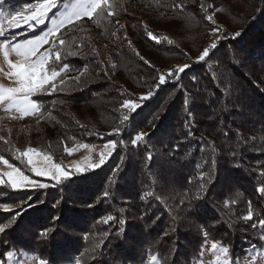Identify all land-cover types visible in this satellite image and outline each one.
<instances>
[{
  "label": "trees",
  "instance_id": "obj_1",
  "mask_svg": "<svg viewBox=\"0 0 264 264\" xmlns=\"http://www.w3.org/2000/svg\"><path fill=\"white\" fill-rule=\"evenodd\" d=\"M70 1L58 3L62 7ZM38 2L43 0H5L3 7L14 15ZM109 3L118 6L119 16L84 18L75 28L68 27L65 45L57 41L58 49L77 51L76 57L64 61L70 65L66 90L32 96L40 108L28 127L20 133H0V155L9 163L32 178L25 158L16 159L29 147L64 165L72 157L65 147L119 141L113 130L120 126L121 112L126 111L120 108L121 92L138 99L156 85L159 73L186 63L192 67L180 82L161 86L133 113V127L128 131L134 128L150 134L139 148L132 147L125 134L124 143H118L102 168L90 171L87 178L76 174L66 186L52 187L55 182L48 179L47 189L13 190L1 184L0 203H8L12 212L0 209V223L22 211L18 206L28 196L34 207L24 204L14 229L0 235V259L12 251L49 264H145L150 256L158 264H196L205 232L207 242L229 248L232 260L244 257L254 245L263 248L259 237L264 229L259 221L264 219V0ZM181 4L185 7L178 9L176 5ZM206 14L226 30L225 36L244 32L235 40H222L207 63H194L212 32ZM121 24L123 29H119ZM17 32L23 39L41 31ZM114 32L118 34L114 36ZM234 59L243 66L233 63ZM80 72L84 75L77 87L70 78ZM149 150L153 152L151 161L147 159ZM118 164L119 171L113 172ZM198 164L202 165L199 169ZM200 172L206 174L204 181L199 179ZM209 176L211 184H207ZM202 182L207 191L197 200ZM105 189L108 197L103 196ZM148 192L154 195L148 196ZM249 212L252 219L246 221L243 217ZM108 215L114 221L99 222ZM121 219L126 221L124 225L119 223ZM47 228L53 232L45 239L39 233ZM105 231L110 236L96 248Z\"/></svg>",
  "mask_w": 264,
  "mask_h": 264
},
{
  "label": "snow or ice",
  "instance_id": "obj_2",
  "mask_svg": "<svg viewBox=\"0 0 264 264\" xmlns=\"http://www.w3.org/2000/svg\"><path fill=\"white\" fill-rule=\"evenodd\" d=\"M5 0H0V6L3 5ZM118 7V6H116ZM116 7L113 4L109 3V0H75L70 6L65 4L63 9L58 3V0H43V2H38L35 7H28L27 14L23 11H17L14 15L9 13L10 19L7 22V29L0 25V41L3 42L2 46L4 49L5 59L8 60L9 72L5 73L8 79L11 81L9 86L0 85V104L6 105L5 111L14 110L17 113H20L21 116L29 115L36 113L40 104L30 99L32 96L37 94H55L65 92V83L67 70L70 68V65L64 63L67 57H76L77 51H67L64 52L62 49H58L57 41L59 45H65L67 36L66 32L68 27L75 28L78 23L84 22V18L88 20H93L96 18L107 17L112 19L119 16V12L116 11ZM178 9L184 8L185 5H176ZM203 9V5H201ZM212 5H208V8H211ZM207 10L205 9V12ZM219 11V9H217ZM7 19V17H5ZM51 19V26L46 27V30L42 31L39 35H34L31 38H23L18 34L17 30H20L23 33H35L39 26L47 25V21ZM205 19L210 21L213 25L212 35L215 36V39L208 44L203 50L199 51L198 56L194 63H207L212 56L215 54V51L218 49V46L222 40L231 39L235 40L238 37H241L243 30L235 31L231 36H225L223 33L226 31L222 29L219 25L216 24V21L212 15H205ZM125 25H119V29H123ZM146 27V26H145ZM62 30H64L62 32ZM60 33V35H58ZM118 33L114 32L113 35ZM148 36L152 39H156L155 35L152 32H148ZM173 41L168 40V44H172ZM131 45V42H129ZM47 46V47H45ZM11 53L15 54V61L9 60V55ZM140 60H143L146 65L152 67L150 61L146 60L143 56L137 52ZM183 55L191 59L188 52H184ZM233 63L237 66H243V62L234 59ZM62 65V66H61ZM87 66H85L86 68ZM114 67V65H113ZM192 67V63H186L182 66H177L170 68L166 73L161 72L158 76V81L156 85L147 92V94L141 95L138 99H134L131 94L121 92V95L124 96L120 108L121 119L120 126L115 128L113 131L116 135L120 137V140H110L108 143L104 144L103 150L99 153V160L96 163L85 165L81 167L76 165L74 173H70L67 170H64L60 163H53V158L50 155H44L42 160H34L33 156H39L34 148H27L25 151L21 152L16 159H21V157L27 158V166L29 170L35 174L36 177H49L55 181V184L51 185L55 187L57 185H68L71 183L74 175L78 174V177L87 178V174L90 171L102 168L108 160L113 155L114 150L117 148L118 143H124L123 136L128 135L130 139L131 146L134 148H139L142 143H146L149 133L143 131H135L133 128L132 132L128 131V128L133 127V113L138 109L142 108L144 102L150 100L160 89L161 86L172 82L178 83L182 80V74H186V70H189ZM2 71V69H0ZM79 71V70H77ZM84 75V72H80L79 75L73 76L70 78L74 84L79 87L81 85V77ZM104 75L108 76L109 73L104 71ZM195 80V77H193ZM59 80V84L57 81ZM75 90V89H73ZM79 90H83L82 87ZM63 103V101H59ZM53 105L57 101H52ZM185 109H188V97H185ZM42 115V114H41ZM191 116V113H188ZM54 119V117H53ZM159 120V116L156 117ZM155 127V126H153ZM186 127L188 123L186 121ZM113 133H109L112 135ZM188 135L191 136L192 132L189 129ZM3 139V137H0ZM83 147H88V145H83ZM91 150V149H90ZM64 151L68 154H71V151L65 147ZM203 151V149H202ZM153 157V152L151 150L147 153L148 161H151ZM0 164L4 165L6 170L0 171V184H5V186H10L11 189H47L50 185L43 182H38L34 178H30L28 175H25L20 168L15 167L12 163H9L8 159H5L3 155H0ZM215 165V161H213ZM237 167L239 165H236ZM202 165H197L199 169ZM120 165L118 164L113 172H118ZM206 174L203 172L199 173V179L204 181ZM6 178V182L5 179ZM109 182L112 183V178L109 177ZM189 183L192 181L189 179ZM212 179L209 176L207 179V184H211ZM207 191V185L201 183L199 189L196 193L195 199H202L204 194ZM264 192V189L261 190ZM110 195L109 191L105 189L103 196L108 197ZM148 196H153L154 193L148 192ZM187 198V194H185ZM143 199V197H141ZM157 200H161V197L157 196ZM32 197L28 196V201H31ZM25 201L24 204H27L28 208L34 207L31 203ZM42 203V201H41ZM57 203H60L58 201ZM181 204L184 203L182 199ZM232 203H235L233 200ZM24 204L19 205L22 211H17L5 223H0V235L6 233L9 229H14L16 226V221L22 218ZM92 205H89L91 207ZM0 209L5 213L12 212V208L8 203H0ZM171 210L170 208L168 209ZM55 219H60L56 217ZM115 217L108 215L104 218L102 222L104 224H109V222L114 221ZM244 220L250 221L252 219V213L249 212L247 216L243 217ZM121 225H124L126 221L124 219L119 220ZM259 226L261 229H264V219L259 221ZM253 229L257 227L256 224L252 225ZM123 231V228H121ZM53 232L52 228H47L42 230L39 235L45 239H48ZM104 239L100 241L95 247L100 248L104 244L105 240L110 236L108 231L103 233ZM205 243H207L208 233H204ZM87 239V236L85 237ZM259 239L264 242V235H260ZM218 242L214 241L211 244L212 249L217 248ZM256 247L255 245L253 246ZM221 251L225 254L229 253V248L222 247ZM8 259L13 256L12 251H8L4 254ZM155 259V257H153ZM39 264H49L45 260H40ZM76 264H80L79 261ZM234 264H239V260L234 261ZM256 264H260V261L257 260Z\"/></svg>",
  "mask_w": 264,
  "mask_h": 264
},
{
  "label": "rangeland",
  "instance_id": "obj_3",
  "mask_svg": "<svg viewBox=\"0 0 264 264\" xmlns=\"http://www.w3.org/2000/svg\"><path fill=\"white\" fill-rule=\"evenodd\" d=\"M74 2L75 0H72L68 2L67 4L70 6ZM63 6L61 7V9H63ZM31 7L34 8L35 5ZM27 9L28 8H25L22 11L25 14H27ZM5 17H7V19ZM8 19H10V15L6 12L3 5L0 6V25H2L5 29H7ZM50 26H51V19L47 21V25L39 26L37 31L40 30L41 32L39 34H41L42 31L46 30V27H50ZM214 39H215V36H213L211 32L208 44H210ZM2 44L3 42L0 41V45ZM8 59L14 62L16 59L15 54L11 53ZM182 65L183 64H181L180 66ZM0 69H2V71H0V85L9 86L11 84V81L8 79L5 73L9 72L10 69L8 67V60L5 59L4 49L2 46H0ZM5 108H6V105L0 104V133L2 132L9 133V130L11 131L15 130L17 133H20V131H22L30 123V119L34 115L33 113V114L21 116L20 113H17L14 110L5 111ZM103 146L104 144H97V145H92L88 147H83V146L72 147L71 149H69L71 151L70 155L72 157H69L64 162V165H61L62 168L69 172L70 171L74 172L76 165H80L81 167H84L85 165L98 162L99 153L103 150ZM43 156L44 155L40 153L39 156L34 155L33 159L39 161V160H42ZM24 158L26 161L25 166H27V158L26 157ZM5 170H6L5 166L0 164V171H5ZM32 174L34 176L32 178L36 179L38 182L46 183L45 179L55 182L49 177H36L34 173ZM4 179L6 182V178ZM27 189H31V188H27ZM19 190H22V189H19ZM211 244L212 242H207L204 244L200 252L199 260L196 264H234V261L237 260V259L235 260L230 259V257L228 256V253L227 254L223 253L221 251L222 247L219 246L218 244H217L216 249H212ZM153 257L155 256L148 257L145 264H158L157 258L155 257V259H153ZM238 260H239V264H256L257 260L260 261V264H264V247L254 248L251 251H249L244 257ZM39 261L40 260L38 258L31 256V255H27L23 252H13V256L10 259H8L6 256L1 258L0 264H39ZM73 264H76V263H73Z\"/></svg>",
  "mask_w": 264,
  "mask_h": 264
}]
</instances>
